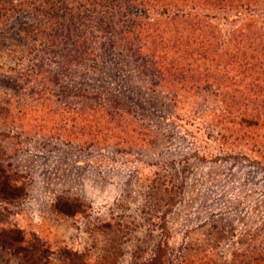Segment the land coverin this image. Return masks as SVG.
I'll return each mask as SVG.
<instances>
[{"label": "rangeland", "instance_id": "rangeland-1", "mask_svg": "<svg viewBox=\"0 0 264 264\" xmlns=\"http://www.w3.org/2000/svg\"><path fill=\"white\" fill-rule=\"evenodd\" d=\"M8 1L0 0V162L25 194L0 203V228L34 232L47 264H264V121L239 123L247 102L229 108L225 92L188 91L173 104L115 50H98L99 71L65 64L40 49L50 27L75 16L69 0H14L15 9ZM118 85L149 130L145 141L120 123L104 130L105 113L75 103L82 89ZM59 197L83 212L57 213ZM0 264L21 262L0 251Z\"/></svg>", "mask_w": 264, "mask_h": 264}, {"label": "trees", "instance_id": "trees-1", "mask_svg": "<svg viewBox=\"0 0 264 264\" xmlns=\"http://www.w3.org/2000/svg\"><path fill=\"white\" fill-rule=\"evenodd\" d=\"M13 1H8L12 9L20 6ZM82 1L84 5L79 6L67 2L66 10L75 16L43 34L42 54L61 53L65 64L68 61L93 72L100 69L98 50H115L122 63L149 82L153 91L167 92L173 104L188 91L214 94L215 98L225 92L222 100L229 108L247 102L241 105L242 110H236L239 123L252 126L264 121V0ZM45 7L40 9L45 12ZM53 8L57 19L56 7L48 8L47 14L52 15ZM121 86L101 91L82 89L75 103L79 109L85 106L84 113H105L104 130L120 123L124 132L132 134V141H145L139 137L147 136L149 130L145 131L125 108L129 97ZM91 137L90 144L98 143ZM121 140L113 137L108 143L127 142ZM17 181V174L0 162V203L13 202L25 194V187ZM53 209L69 217L83 212L80 201L62 197ZM162 248L158 245L157 255L164 256ZM0 251L15 256L21 264L49 261L47 247L37 235L15 226L0 228ZM68 260L73 264L70 257Z\"/></svg>", "mask_w": 264, "mask_h": 264}]
</instances>
